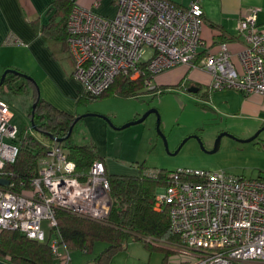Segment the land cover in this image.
<instances>
[{
    "label": "built area",
    "instance_id": "2783aa9c",
    "mask_svg": "<svg viewBox=\"0 0 264 264\" xmlns=\"http://www.w3.org/2000/svg\"><path fill=\"white\" fill-rule=\"evenodd\" d=\"M108 17L75 4L67 19L73 74L83 92L101 95L121 73L154 90V78L179 64L206 71L211 88H234L264 99V21L257 11L237 24L246 44L232 51L221 41L216 51L200 57L204 10L200 0L180 6L171 0H115ZM10 104L0 98V230L18 229L28 237L50 240L52 252L70 253L53 238L57 212L65 209L103 220L110 211L105 162L95 159L85 178L74 174L75 161L58 141L45 142L46 153L27 177L15 181L5 167L16 161L21 144ZM31 121V120H30ZM26 133L25 135H27ZM160 169H145L157 176ZM155 208L167 210L177 246L191 264H264V178H247L224 170L180 168L156 190ZM48 221L47 236L43 221ZM64 249V250H62Z\"/></svg>",
    "mask_w": 264,
    "mask_h": 264
},
{
    "label": "rangeland",
    "instance_id": "374dc122",
    "mask_svg": "<svg viewBox=\"0 0 264 264\" xmlns=\"http://www.w3.org/2000/svg\"><path fill=\"white\" fill-rule=\"evenodd\" d=\"M57 54L67 71L73 69L70 54L59 49H57ZM185 66L191 69L188 65ZM3 71L0 72V78ZM202 72L205 73L203 70ZM27 74L37 84L40 95L44 98L42 85L38 82L43 79V73L36 72L35 76ZM205 74L210 78V74L207 72ZM154 84H156V79H154ZM232 89L236 93L241 92L234 88L217 89L215 92L233 91ZM201 94L202 91L191 93L183 88L160 87L155 91H145L134 97L104 95L84 101V103H77L71 111L79 115L98 113L110 118L111 124L108 123L105 135L109 172L136 174L139 173L140 165L143 164L144 169L224 170L247 178H264V129L251 141L240 140L253 135L257 129L264 126L261 124L263 121L241 114L236 107L238 103L236 98H232L228 103L217 100L211 104L207 101L211 104L207 107L202 104L206 100L202 99ZM33 97L34 87L32 85H28L26 90L19 92L14 91L6 82L0 86V98L10 104L14 113L12 122L18 126L19 131L24 132L25 130L42 143L48 142L49 138L31 125L28 110L33 104ZM150 108L159 110L160 129L163 134L157 130V115L154 112L142 122L123 127L125 123L142 116ZM226 130L232 135L222 136L219 148L211 151L218 134ZM194 134L200 137L203 146L198 137L193 136ZM163 135L168 141L167 148ZM188 136L190 137L175 153L178 146ZM90 138L89 126L83 118L76 124L72 139L82 143L90 141ZM43 227L48 236L51 230L47 220L43 221ZM52 237L55 238V234ZM152 242L154 246L150 247L140 240L130 239L126 248L114 253L107 263L187 264L185 261L188 260V255L183 252V248L163 241ZM106 244L103 240H97L89 251L71 250L69 252L71 260L67 264H102L97 261V256ZM63 262L66 264V257Z\"/></svg>",
    "mask_w": 264,
    "mask_h": 264
},
{
    "label": "trees",
    "instance_id": "16d2710c",
    "mask_svg": "<svg viewBox=\"0 0 264 264\" xmlns=\"http://www.w3.org/2000/svg\"><path fill=\"white\" fill-rule=\"evenodd\" d=\"M74 5L71 0H55L51 6L55 8V12L50 22L43 26L44 32L52 43L51 50L55 56H58L57 49L70 54L67 41V19ZM144 78L143 75L132 79L128 74L121 73L101 95H91L82 90L77 103L112 94L120 97L138 96L145 91H150L145 86ZM5 82L16 92L26 90L28 85L34 87L33 104L37 103L34 111L33 104L30 106L28 116L30 120L33 117L32 127L46 135L49 138L48 142L54 141L48 135L49 133L59 138L66 137L69 128L74 124V130L76 124L84 118L75 122L79 114L60 109L43 98L38 93V86L33 79L8 73ZM158 88L159 86L152 91ZM72 133L61 144L66 149L68 157L75 161L74 174L85 178L92 162L102 158L94 142H77L72 139ZM25 134V130L19 131L17 141L20 142L21 147L17 159L13 163H7L5 167L7 175L15 181L27 177V170L37 165L38 159L46 153L45 142L42 143L29 133ZM144 168L143 164L140 165V171L136 174L107 171L112 199L108 216L98 220L59 209L57 225L51 231L52 236L55 234L58 242L65 245L69 252L74 249L87 251L95 241H105L106 247L97 256V261L102 264H108L109 258L114 253L126 248L130 239L140 240L150 247L154 246L152 241L171 242L176 245L179 237L171 228L168 211L157 210L154 206L156 190L168 182L169 171L160 168L157 176H151L144 172ZM56 258L57 256L52 252L50 240L40 241L30 238L18 229L0 230L1 260L10 264H54Z\"/></svg>",
    "mask_w": 264,
    "mask_h": 264
},
{
    "label": "crops",
    "instance_id": "0c3cea01",
    "mask_svg": "<svg viewBox=\"0 0 264 264\" xmlns=\"http://www.w3.org/2000/svg\"><path fill=\"white\" fill-rule=\"evenodd\" d=\"M71 1L80 6L92 8L108 17L114 16L117 12L115 0ZM171 1L185 7L195 0ZM54 2L55 0H0V72L13 67L35 76L36 72L41 71L43 79L38 82L42 85L44 98L60 109L78 114L71 111L82 92V86L73 74V58L71 61L73 69L67 71L62 65L61 58L52 52V43L43 29L55 12V8L51 7ZM200 2L204 10L200 57L216 51L221 41L229 42L232 51L240 50L246 41L238 34L237 24L241 18L253 12L254 9H258V22L264 21V0H200ZM205 73L202 70L189 69L184 64H179L165 70L164 73L157 74L154 78L156 79L155 85L159 88L164 86L168 89L172 87L187 90L190 82H196L200 86L198 92L202 91L201 97L206 100L202 102L203 105L210 107L217 100L228 103L232 98H236L238 100L236 107L241 114L261 120L263 121L261 124H264V99L261 95L243 92H238L240 93L238 94L233 89V91L215 92L217 89L213 90L210 86L211 76L209 78ZM180 82H182L181 85L177 87ZM96 116L98 115H88L84 118L90 129V141L96 144L100 158L105 162L108 171L105 135L109 124L104 118ZM183 252L188 255V260L185 262L191 264L192 257L187 252ZM66 256L64 252L54 264H63ZM70 260L71 254L66 264Z\"/></svg>",
    "mask_w": 264,
    "mask_h": 264
},
{
    "label": "water",
    "instance_id": "95a60500",
    "mask_svg": "<svg viewBox=\"0 0 264 264\" xmlns=\"http://www.w3.org/2000/svg\"><path fill=\"white\" fill-rule=\"evenodd\" d=\"M8 73L17 74V75H19V76H21V77H24V78H26V79H32V77H31L30 75H28L26 72H23V71H21V70H19V69H17V68L8 67V68H6V69L3 71L2 75H1V78H0V86L5 82V79H6V76H7ZM199 89H200V87H196V86H190V87L187 88V90H188L189 92H191V93L198 92ZM38 93L40 94V91H39V90H38ZM36 103H37V102H35V103L33 104V111H34V108H35V106H36ZM152 112L156 113V115H157V130H158L161 134H163L162 130L160 129L161 114H160V112H159V110H158L157 108H150V109L147 110L142 116H140V117H138V118H135V119H133V120H130L129 122L125 123L123 127H126V126H128V125H131V124H134V123H138V122H142V121H144V120L147 118V116H148L150 113H152ZM88 115H98V116L104 118L109 124H111V120H110V118H109L108 116L103 115V114H98V113L80 114V115L77 116L75 122H76L77 120H79L80 118H82V117H86V116H88ZM31 123H32V125H34L33 117L31 118ZM73 126H74V124L69 128V132H68V134H67L66 137H60V138H59V137H56V136H54L53 134H50V133H49L48 135H49L54 141L62 142V141L65 140L68 136L71 135L72 130H73ZM263 129H264V126H262V127H260L259 129H257V131H256L253 135H251V136H249V137H247V138H242V139H240V140H241V141H251V140L255 139V138L260 134V132H261ZM224 135H230V136H231L232 134H231L229 131H227V130H226V131H221V132L218 134V136H217V138H216V141H215L214 148H213L211 151H216V150L219 148L220 143H221V138H222V136H224ZM190 136H192V135H190ZM190 136H188L187 138H185V139L183 140V142H182V143L178 146V148L176 149L175 153L178 152V150L181 148V146L183 145V143H184V142H185ZM193 136H197V135L194 134ZM197 137H198V136H197ZM163 138H164L165 146H166V148H167V147H168V141H167V138H166L164 135H163ZM198 139L201 141L200 137H198ZM201 144H202V141H201ZM202 146H203V144H202ZM7 183H8V180H7V179H2V178H0V184H4V185H6ZM0 264H10V263H8V262L3 261V260L0 259Z\"/></svg>",
    "mask_w": 264,
    "mask_h": 264
},
{
    "label": "flooded vegetation",
    "instance_id": "af4514ba",
    "mask_svg": "<svg viewBox=\"0 0 264 264\" xmlns=\"http://www.w3.org/2000/svg\"><path fill=\"white\" fill-rule=\"evenodd\" d=\"M181 83H182V82H180V83L178 84L177 87H179V85H181ZM190 86L200 87L199 84H197L196 82H192V83L190 82V84L187 86V88L190 87ZM198 91H199V90H198Z\"/></svg>",
    "mask_w": 264,
    "mask_h": 264
}]
</instances>
